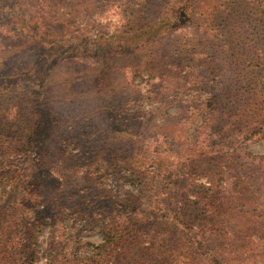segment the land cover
Returning a JSON list of instances; mask_svg holds the SVG:
<instances>
[{"label": "trees", "instance_id": "16d2710c", "mask_svg": "<svg viewBox=\"0 0 264 264\" xmlns=\"http://www.w3.org/2000/svg\"><path fill=\"white\" fill-rule=\"evenodd\" d=\"M186 2L164 20L160 30L167 31L163 34L131 24L120 27L112 39L134 33L132 37L152 36L157 51L145 58L148 68L143 65L137 72L155 74L153 65L170 61L172 69L158 74L163 94L171 98L170 105L180 102L185 107L187 85L200 95L209 91L211 80L218 87L217 95L202 102L218 108V117L206 122L202 132L210 133L204 136L205 143L217 150L200 174L193 162L173 158L167 150L162 154L168 156L153 154L144 141L130 139L126 148H119L109 132L103 134L105 141L100 142L103 146L99 151L95 150L97 154L84 149L78 154L68 149L57 154L56 144L77 141L65 138L73 136V119L56 106L71 107L80 100L75 96L76 69L58 76L49 59L54 56L29 65L8 64L0 58V73H5L7 80L10 76L28 80L0 85V264H37L38 235L48 227L44 209L51 213L49 227L53 230L46 264H226L227 259L243 264L256 249L255 243L264 240V232L230 228L231 217L237 215L232 213L235 209L241 216L239 225L252 227L257 220L264 223V211H252L257 198L264 201V156H252L241 144L264 133V0H205L206 9L201 10L193 3L190 7L195 9H189ZM196 18L203 22L199 24ZM193 24L204 26L203 41L163 38L178 26ZM196 52L198 61L194 62ZM191 61L196 72L189 77L185 70ZM123 71L126 74L120 81L132 85L129 72L134 70ZM93 78L89 85L97 86L104 107L115 113L118 106L112 86H100L101 73ZM57 88L60 102L53 100ZM163 115L165 129L170 124L184 125L187 118L182 112L174 117ZM81 117L86 123L85 134L96 118L89 106ZM45 127L50 128L51 138L44 157L39 156L38 167L59 169L65 178L81 166L107 161L111 168L122 166L129 171L137 182V192L104 199L93 211L102 209L109 214L93 216L88 207L72 201L71 191L59 183L43 189L41 183L26 180L23 166L37 148L38 132ZM213 129L216 132L211 133ZM199 134L195 139L202 137ZM201 179L206 183H197ZM7 188L9 192H5ZM92 225L100 230L101 243L79 244L77 239Z\"/></svg>", "mask_w": 264, "mask_h": 264}, {"label": "rangeland", "instance_id": "374dc122", "mask_svg": "<svg viewBox=\"0 0 264 264\" xmlns=\"http://www.w3.org/2000/svg\"><path fill=\"white\" fill-rule=\"evenodd\" d=\"M184 1L186 0H0V58L2 61L8 64L18 62L29 65L54 56L49 59L53 61L51 65L52 68L55 67L53 71L58 76L65 75L69 69H76L78 77L75 79L77 91L75 96L80 100L77 99L78 101H75V105L71 107L60 104L56 106L60 108L62 114L69 117V120L73 119L74 130L71 132L73 136H65V138L73 137L77 138V141L69 144L70 141L65 140L60 143L62 146L56 144L57 154L65 149L72 154H78L82 149L97 154L95 150L99 151L103 146L100 142L105 141L103 134L109 132L111 138L117 140L116 144L119 148H126V142L130 139L144 141V144H150L153 154L156 152L160 153L158 155L168 156L162 154L163 150H167L170 153L169 156L173 158L179 157L182 162L186 161L188 164L193 162V166L200 168L199 174L208 166L211 158L216 155L217 149L207 146L204 136L210 133L206 132L202 135V132L206 122L209 123V120H215L218 117V108L206 107L202 102L211 98L212 94H218V87L213 80L209 82V91L202 95L195 90V87L187 85L185 107L181 106L180 102L170 105L171 98L163 94L162 79L158 75L172 69L170 61L167 60L160 66L153 65L151 69L155 74L137 72L143 65H145L144 68H148L145 58H149L150 54L157 51L158 46L152 40V36L150 38L132 37L136 34L134 33L126 35L125 38L112 39L120 27H130L131 24L139 27L146 26L145 30L155 28L153 32L163 34L167 31L160 30L164 26L162 25L164 20L170 19L171 12ZM187 1L189 2H186V6L189 9L194 8L190 7L191 3L193 6H198V10L206 9L205 0ZM173 15H175L174 11ZM197 22L200 24L203 19ZM199 24L178 26L163 38L171 40L179 37L191 40L196 38L203 41L205 30L204 26L201 27ZM198 55L199 53L196 52L192 56L194 62L198 61ZM194 65L191 61L190 67L185 70L189 72V77L196 72L193 69ZM124 68L134 70L129 72L132 83L130 86L120 81L122 75L126 74L123 71ZM1 69L0 66V71ZM100 73L103 77L100 86H112L115 97L113 101L115 106H118L115 113L109 110L110 107H104L105 102L100 100L97 86L89 85L94 80L93 77ZM14 77L10 76L7 80L5 73H0V85L7 84L8 81L17 83L27 80V78L15 80ZM60 94V88H57L53 93V100L60 102L62 100ZM140 98L141 101H139ZM86 106H89L96 121L92 120L88 125V131L83 134L86 123L81 121V116ZM181 112L187 117L184 125L170 124L168 129L163 127L164 113L174 117ZM214 113H216L215 117ZM217 127L218 121L215 128ZM214 132H216L215 129L211 133ZM50 133V128L46 127L38 132L37 148L31 151L28 163L23 166L22 172L26 180L41 183L43 189L48 186L54 187L59 183L61 188L71 191L69 194L72 201L83 204L85 208L88 207L91 210L89 215L93 216L109 214L103 213L102 209H97V213L93 211V207L97 208L104 199L109 200L112 197L120 199L126 196L128 191L134 194L137 192V182L132 179L129 171L122 166L117 169L111 168L107 161H100L93 167L89 164L81 166L75 170L74 174L68 173L65 178L59 169L48 170L38 167L39 156L44 157V152L48 149L47 139L51 138ZM198 133L202 137L195 139ZM84 140L87 141L86 144L82 143ZM241 144L252 156H264V133L250 141L244 140ZM149 155L151 156V152ZM67 176L69 177L66 178ZM197 183L205 184L206 180L201 179ZM78 187L82 192L78 190ZM9 189L7 188L5 192H9ZM263 204L264 201L257 198L252 211L262 213ZM44 211H47L48 227L38 235L40 247L37 264L47 263V248L53 232L50 229L51 213L47 209ZM235 212L237 215L231 217L230 228L264 232V223H261L263 221L257 220L252 227L239 225L241 216L236 209L232 213ZM94 219L93 225L97 223V219ZM93 225L82 239H77L80 241L79 244L101 243V232ZM260 240L255 243L256 249L251 257L243 264H264V240ZM237 263L236 260L230 259L226 262V264Z\"/></svg>", "mask_w": 264, "mask_h": 264}]
</instances>
